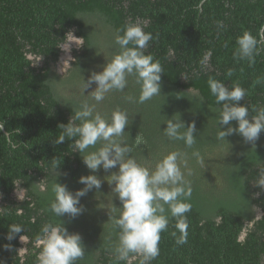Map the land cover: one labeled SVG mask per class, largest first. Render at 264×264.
Masks as SVG:
<instances>
[{"label": "trees", "instance_id": "obj_1", "mask_svg": "<svg viewBox=\"0 0 264 264\" xmlns=\"http://www.w3.org/2000/svg\"><path fill=\"white\" fill-rule=\"evenodd\" d=\"M130 22L152 34L145 54L162 68L160 94L139 103V85L129 76L122 92L106 93L97 103L90 93L96 85L84 90V80L119 52L114 37ZM261 28L264 0H0V261L38 264L43 226L63 223L82 236L85 252L75 264H140L138 255L118 261L113 254L119 230L111 217L119 215L120 201L107 181L116 169L92 173L82 161L86 153L73 151L72 139L55 143L63 132L58 125L86 101L105 118L116 109L128 114L117 140L132 147L129 155L141 166L152 170L170 152L182 154L178 163L191 189L181 198L190 205L184 214L187 243H176L177 220L169 214L150 264H264V132L253 143L236 133L218 139L222 106L208 84L238 85L245 90L240 103L250 118L257 115L264 107V42L254 64L234 53L238 36L248 31L259 40ZM71 35L81 44L71 48L72 58L59 73L56 65ZM168 119L195 123L191 147L164 135ZM137 135L145 141L138 147ZM92 174L102 187L81 198L82 215L50 211L55 181L74 193L84 187L79 177ZM9 225L23 228L11 241Z\"/></svg>", "mask_w": 264, "mask_h": 264}, {"label": "clouds", "instance_id": "obj_2", "mask_svg": "<svg viewBox=\"0 0 264 264\" xmlns=\"http://www.w3.org/2000/svg\"><path fill=\"white\" fill-rule=\"evenodd\" d=\"M223 26L222 21H217L218 28ZM259 31L261 33L259 40L248 31L236 38L234 57L247 59L250 64L255 63L257 45L264 42V28ZM120 32L123 34H119ZM152 39L151 33L145 32L134 22L128 23L123 29H118L114 43L119 46V52L101 66V71L90 73L87 81L84 80V90L95 84L96 87L90 93L92 99L99 103L104 100L106 93L113 90L122 92L127 87L128 77L132 76L140 88L139 103L159 95L162 68L159 61L154 62L150 54H145ZM259 82L258 78L256 83ZM208 84L216 98V104L222 106L218 120L221 129L218 139H225L236 133L247 143L258 140L261 132H264V107L259 108L257 115L250 118L248 107L240 103L245 97L244 89L238 85L229 88L213 79H209ZM127 99L132 101L133 97L129 96ZM76 121L79 123H75ZM232 121L237 122L236 127L231 126ZM127 126L126 112L116 109L112 111L110 117L105 118L95 111V105L85 101L75 111V115H71L67 124L58 125L63 132L55 143L60 144L66 138L72 139L73 151L86 153L81 156L82 161L92 173L101 168L106 172L116 169L111 172L110 180L107 181L111 191L116 194L115 198L120 201L119 215L111 217L113 226L119 230L113 254L118 261H128L130 256L135 254L141 257L140 264H150L159 255L160 234L168 228L169 214L177 220L175 228L180 235L176 243L178 245L187 243L188 225L184 214L190 210V205L181 198L190 196L191 189L187 186L178 163L182 156L179 152H170L157 161L152 170L138 164L129 155L132 147L126 144L122 146L117 140L123 136ZM3 128V124H0V130ZM181 129L186 131L181 132ZM162 131L170 139L184 141L187 147L195 143L194 122L186 126L182 120L168 119ZM98 142L101 146L96 151H87ZM143 143H145L143 137L137 135L134 146L138 147ZM193 155L199 158L198 152ZM181 162L187 167L186 160L181 159ZM59 175L61 173L56 169V178ZM102 182L101 178L94 174L80 176L78 183L84 187L73 193L66 184L55 181L52 187L54 200L50 204V211L58 217L68 215L75 219L85 211L80 203L81 198L93 189L99 190ZM261 184L264 185V181ZM116 210L114 207L113 211ZM22 230L19 225H9L6 239L11 241ZM41 232L42 235L37 237V243L41 246L37 257L38 264H75V261L83 257L85 249L80 233L69 232L63 223L46 224ZM172 234L176 236L175 232ZM22 238L26 241L25 237ZM0 264L3 262L0 261Z\"/></svg>", "mask_w": 264, "mask_h": 264}, {"label": "rangeland", "instance_id": "obj_3", "mask_svg": "<svg viewBox=\"0 0 264 264\" xmlns=\"http://www.w3.org/2000/svg\"><path fill=\"white\" fill-rule=\"evenodd\" d=\"M81 44V40L75 38L74 36H70L68 41L63 44V54L60 57V61L57 63L56 65V69L58 70L59 73L64 72L65 67H67L68 62L70 61V59L72 58L71 55V48L72 47H78ZM16 195L21 198L23 196V192L22 191H16ZM23 244L25 242L24 239L21 238L20 240ZM23 251V248H21V252Z\"/></svg>", "mask_w": 264, "mask_h": 264}, {"label": "flooded vegetation", "instance_id": "obj_4", "mask_svg": "<svg viewBox=\"0 0 264 264\" xmlns=\"http://www.w3.org/2000/svg\"><path fill=\"white\" fill-rule=\"evenodd\" d=\"M67 65H68V64H67ZM15 194H16V191H15ZM259 215H260V213L258 212V213H257V216H259Z\"/></svg>", "mask_w": 264, "mask_h": 264}, {"label": "water", "instance_id": "obj_5", "mask_svg": "<svg viewBox=\"0 0 264 264\" xmlns=\"http://www.w3.org/2000/svg\"><path fill=\"white\" fill-rule=\"evenodd\" d=\"M22 239H24V238H22Z\"/></svg>", "mask_w": 264, "mask_h": 264}]
</instances>
